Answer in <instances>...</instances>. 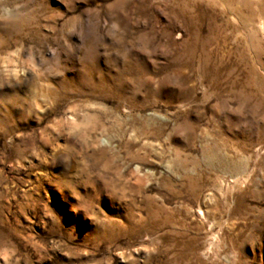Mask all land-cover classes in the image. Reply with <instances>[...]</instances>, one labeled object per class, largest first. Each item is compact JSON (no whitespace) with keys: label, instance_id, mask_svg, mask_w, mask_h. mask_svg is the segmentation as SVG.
I'll use <instances>...</instances> for the list:
<instances>
[{"label":"rangeland","instance_id":"rangeland-1","mask_svg":"<svg viewBox=\"0 0 264 264\" xmlns=\"http://www.w3.org/2000/svg\"><path fill=\"white\" fill-rule=\"evenodd\" d=\"M0 264H264V0H0Z\"/></svg>","mask_w":264,"mask_h":264}]
</instances>
